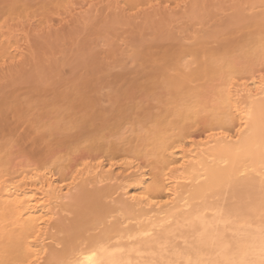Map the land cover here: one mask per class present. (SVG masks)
<instances>
[{"label": "bare ground", "instance_id": "bare-ground-1", "mask_svg": "<svg viewBox=\"0 0 264 264\" xmlns=\"http://www.w3.org/2000/svg\"><path fill=\"white\" fill-rule=\"evenodd\" d=\"M65 1L52 0L49 2L53 4L50 8H46L45 4L39 8L40 14H37L41 15L42 25L51 28L48 22L53 13L56 11L59 15L57 10L60 11V8L69 10L70 4L68 1L65 4ZM128 1L136 6L138 2L141 4V1H145L144 5L150 3L148 8H155L153 2L157 0ZM185 1L176 0V3L179 5ZM237 2L220 10L236 9L237 19L226 25V40L223 41L222 36L214 32L209 37L218 39L219 44L209 47L207 41H202L198 48L189 49L187 55L191 56L190 60L179 58L172 64L173 69L178 71L176 75L170 72V62L165 67L157 68V73L150 74L151 79L146 84L134 86L135 91L140 93L161 88L169 97V103L163 106L159 116L156 117L155 112L156 115L143 111L144 115L155 117L145 119V125L147 120L149 125L143 127L144 132L140 129L138 133L139 120L134 136L135 130L131 133L132 129H129L130 132H127L128 127L124 130L126 133L117 130L124 141L122 144L118 140L120 136L113 134L114 138L112 134L108 135L112 131L107 132L106 138L111 136L114 141L110 139L104 148V143L101 145L98 140L103 125L113 130L115 126L112 121L115 117H123L130 108L129 104L125 101L122 104L123 107L128 104L125 112L120 111L115 117L112 115L113 118L109 116L108 120L106 115L98 116L92 112L90 103L82 100L79 94L64 91L51 103L55 115L45 124L51 132V139L30 134L15 140L0 139V264H153L154 260L159 264H264V224L249 219L251 215L257 216L256 211H264V193L258 192L259 189L264 191V73H256V76L251 75L241 81L235 78L242 73L243 76L249 75L244 73H249L255 65L264 62V0ZM116 3L111 5L117 7L120 2ZM24 6L12 1L0 10V65L25 56L28 37L33 30L27 33L29 29L26 26L30 19L25 14ZM257 6L261 8L260 14L250 17L246 12L245 16L247 8ZM165 8L162 11L158 9V15L166 13L165 18L161 16L162 20H171V7ZM252 12L255 13L251 8ZM68 13L70 16L71 13ZM58 20L60 22L62 19ZM23 21L26 24L29 22L25 28ZM30 24L29 28L32 27ZM195 32L189 36L191 39L196 38ZM174 55L167 54L171 57L167 60ZM128 94L122 93L119 100H126ZM4 105L19 112L27 109L28 102L9 96L0 100V114L5 113L2 112ZM98 117L111 123L102 119L100 121L105 123L100 126V121H95ZM125 118L128 119V116ZM199 119L204 121L207 131H216L206 133L198 141L188 142L185 138L184 141L181 137L177 138L182 132L184 134V130L189 128V131L190 127L196 125ZM0 125L4 134L11 133L12 128L5 115L0 117ZM54 129L67 133L71 131L70 135L79 131L76 136L73 134L74 138L67 137L70 140L73 138L74 142L79 138L78 143L88 141V136H92L88 142L95 145L90 146L92 149L104 148L105 152L109 149L114 154L121 150L120 146L123 147L122 152L129 147L127 144L133 145L130 146L131 150L126 149L125 155L128 152H132L133 156L140 153L147 165L143 167L134 162L116 165L121 159L117 155L118 158L115 156L114 159H120L116 164L113 158L114 163L106 159L107 162L85 164L80 169L70 166L72 171L69 175L64 173L63 178L54 176L45 169L56 161V164L61 162L62 165L58 166L60 169L64 162L67 164L68 159L63 162V155H59V151L67 149L64 144L69 141L67 139L65 142L63 137L66 134L62 136L64 132L60 131L61 135H58V132L52 131ZM79 133L82 135L77 137ZM82 136L86 140L80 139ZM91 139H95V142ZM14 143L31 157L29 159L27 156L28 161L32 160L33 163L28 162L30 167H27V162V165L22 164L24 169L18 171V167L15 171L7 167L10 165L6 151L11 152L9 147ZM69 144L72 146L71 142ZM70 145L67 143L68 148ZM58 146H61V150ZM75 146L73 144L70 148L71 153ZM109 150L108 154L111 153ZM53 157L59 160L53 161ZM59 168L57 171L60 173ZM226 187L240 199L238 205L235 203L236 213L240 211L237 214L228 209L222 212L217 204L219 201H207L208 191L215 194L214 189L219 191ZM245 198L250 201H243ZM68 214L71 217L69 215L68 218ZM57 233L62 234L58 236ZM176 238L180 240L175 241Z\"/></svg>", "mask_w": 264, "mask_h": 264}, {"label": "rangeland", "instance_id": "rangeland-1", "mask_svg": "<svg viewBox=\"0 0 264 264\" xmlns=\"http://www.w3.org/2000/svg\"><path fill=\"white\" fill-rule=\"evenodd\" d=\"M12 1L18 2L23 6L24 4H26L27 8L25 6L24 8L27 11V13L29 12V15L31 17L30 18L29 15L25 12L26 16H28V18L30 19L29 22L31 23L30 24L29 22H27V24L29 23L32 27L29 28L28 26L29 24L27 25L25 23L26 21H28L27 18L25 22L23 21L25 24L22 26H24L25 28V26L27 25L26 27H28L29 30L24 29L23 27L21 28H23L25 31L28 30L27 33H29L30 30L31 31L33 30L32 31L33 33H31L30 36L28 37L29 38V40L27 41L28 48L25 50L26 52L24 53L25 56L10 61L7 60V62H4L3 64L0 65V100H4L9 96H16L22 102H28V105L26 110L19 112H17V110L13 107L11 108L7 105L3 106L2 112L4 111L5 113L0 114V117L5 115L6 121L10 123V126L12 128L11 130L12 134L11 133L4 134L2 132L1 129L2 127L0 125V139L12 138L15 140L16 138L18 139L25 134H30L32 136H36L39 138L43 137L46 140L51 139L52 137H50L49 135V133L51 132L48 131V128L45 127V124L51 121L53 116L55 115L54 111L51 109L52 108L51 103L60 92L71 91L79 94L82 100L89 102L92 108L91 110L92 112L94 111V113L97 114L98 116L106 115L105 117L108 118V120L110 119V117H112V115L113 117L118 115V112L120 111H122L123 113L124 110L125 112L126 110L125 107L128 106L129 104L128 106L130 107L129 110L127 109L126 112L124 113L125 114L124 116L125 117L128 116V119L125 118L124 116H123L124 120H122L123 117H119L121 120L115 117V119L116 120L118 119V121H116L115 119L112 121L114 122L113 126H115L113 130L109 129L110 127L108 128L109 129L108 130L107 128H105L106 126L103 125L106 121H108L107 119L104 120L102 117V119L105 122L104 121L101 122L100 120L102 119H100L99 117L97 118V120H95V121H100L99 122L100 126L103 123L102 128L104 129L103 130L101 129V132L99 134L97 133L99 137L97 135L96 136L99 138L98 140L99 143L101 142L100 143L101 145H103L102 143H104V145L106 144V146L103 145L104 148L108 146L109 141H111L110 139H113L111 142L114 141V138L119 134L118 132L126 133L124 130H127V127H128L127 132L129 131V129L130 130L132 129L131 133L135 130V132H133L135 134L133 135L130 134V135L132 136L136 135L138 131L137 129L138 127H136L135 125L136 123L138 124V122H139L138 125L140 126L138 133L141 131L144 132L143 127L145 128L147 125H149L148 120H147V125H145L146 124L144 123L146 121L145 119H149V118L151 119V117L152 119L155 118L150 114H154V115L157 114L156 117L159 116L163 111L164 108L163 106L169 103L168 100L169 97L167 93L161 88L149 90L145 93H140L135 91L134 86L138 84H146L151 79L150 74L157 73L158 72L156 71L157 68L165 67L169 65L170 62H171L170 72L176 75L178 71L177 69H173L172 64L174 62H176L179 58H181V60L183 61L190 60L191 56L187 55L188 50L191 48H198L200 46L199 45L200 42L202 41H207V45L209 47L217 46L220 41H218V39L216 38L209 37V35L214 32H218L222 36L221 38L223 39V41L226 40L228 38L227 37L228 35L225 34L227 23L230 21L231 22L235 21L237 19L235 7L229 8L224 11H220L224 7L228 8L231 5L233 6L234 4H236L235 2H237V0H229L230 2H228V0L227 1L186 0L185 2H180L179 5H177L176 0H169V1L157 0L153 2L155 8H150V7L148 8L147 6H149L150 3L148 4L146 3V5H144L145 3L143 2L145 1H141L142 2L141 4H143V6H141L139 2L138 4L136 2L135 4H137L138 6L137 7L136 5H134V3L130 4V1L128 0H113V1L112 0H104V1L103 0H66L65 4L67 1H68L67 3L70 4V5L67 4L69 6L70 11L67 8L64 9L60 8V11L57 10L58 13L60 12L59 15L55 11L56 13L54 12L52 15L54 19L51 17L53 19L52 20L49 17L50 20L52 21L49 20L48 22L51 23L50 26L52 27L46 28L45 25L43 24L44 25V29H43L42 27L43 25L40 21L41 15L40 16L38 15L40 14V11L38 13V10L39 8H42V6L44 7V4L45 6L47 5L46 8H50L53 4L49 2H51L52 0L51 1L50 0H0V10L1 8L11 3ZM56 1L57 0H53V2ZM116 1L120 2L118 3L117 7L113 5L114 3H116ZM164 1H168V2L164 3ZM241 1L243 0H239V2ZM106 2L109 3L107 4ZM111 3L113 4L111 5ZM153 3L151 4L153 5ZM110 6L112 7L113 10L110 8ZM163 6L164 8L165 6L166 7L168 6V8L165 9H169L171 7L169 10L171 13L173 12L172 13L173 15L171 13L169 14V17L172 16L171 20H168L167 18L165 20H162L163 17L165 18L164 15L166 14L165 12L167 10H165L164 15H160V14L158 15L159 13L158 9L164 10V8H162ZM73 8L75 10H73ZM251 8L252 10H254L255 13L253 12L250 13ZM247 9L249 10L246 11ZM247 9L245 10V16H246V12L247 15L249 13L250 17L252 15H255L256 13L260 14L261 12L260 7L258 8L250 7ZM255 9L256 10L258 9L257 12ZM169 11H167V13H169ZM68 12L71 13L70 15L71 19L70 16L68 15L69 14ZM58 18L62 20H60L59 22ZM248 18L249 16L247 17V20ZM19 22H22V20H20ZM42 22L44 21L42 20ZM1 23H2V18H0V24ZM194 30L196 31L195 32L196 38L191 39V37L189 36L193 34ZM171 53L175 55L173 56L172 59L167 60L168 58L171 57H168L166 55L167 54L171 55ZM263 64H261L260 62L259 64L255 65L250 70L249 73H244V75L245 74H249V75L243 76L242 73V74H238L240 75V77H238L237 75L235 78L238 79L240 78L239 81H241L242 78L245 80L251 75L256 76L259 73L263 74L264 73ZM7 65L9 66V68ZM1 66H2V71H1ZM125 92L129 93L128 97H126V100H124L125 98L119 100L121 99L120 98L121 94ZM125 101L128 104L127 105L124 104L125 107H123L122 104ZM143 111L146 113L149 112L150 113L148 114L149 116H146V113L144 115ZM112 112H117V113H112ZM142 113L145 117L142 115ZM134 119L136 120L133 125L134 127L132 126L133 127L132 128L130 125L133 124ZM140 120L143 121V124L142 121ZM108 123H111V121L110 122L108 121ZM95 124L97 125V123ZM150 125L152 126V123H150ZM194 126L195 128L192 129ZM194 126L190 127V130L192 129L191 131L187 130L189 128L184 130V134L182 132V135L177 136V138L181 137L183 141L186 139V141L188 142H190L191 140L198 141L202 139L206 133L212 131V129L207 131L206 124L204 123V121L200 119L196 122V125ZM119 127H121L122 129ZM72 128L70 130H72ZM213 128H215V126H213ZM52 131L56 133L58 132L57 134L61 135L59 133L61 130L54 129ZM73 131H75V129H73ZM215 131L216 130L213 129L212 132ZM70 132L71 131H69V133H67L66 131H61V133H63L62 136H64V134L67 135V136L65 135L66 137L65 136L63 137L65 138V142L68 139L69 140L67 141L68 145H70L69 143L71 142L72 146L73 144L75 146L79 142L78 141L79 138H77L78 139L77 140L75 137L76 140L75 139L74 140L75 142H77L75 144V142L73 141L74 133L70 135ZM78 132H76V134L74 135L76 136ZM107 132L108 133L110 132V134L108 135L112 134L111 136L113 137H114L113 134H115V137L111 138L110 136L109 138H106ZM51 135L53 136V134ZM80 135L82 134L79 133L77 137H80ZM122 135L124 136L126 134H122ZM127 135L129 134L127 133ZM68 136L69 137L72 136L73 138L70 140V138H67ZM91 137L88 136V141H87L82 136L80 139H84L86 141L82 140L83 141V142L81 141L82 143H78L77 147L75 146L76 149L79 147L81 148L78 149V151H76L74 147L73 148L74 150L72 149L73 151L72 153L70 152V148H72L71 145H70L71 147L68 148L67 143L64 144V146H66L65 148H67L65 150L63 148H62L63 150H61L60 147L62 145L60 147L58 146L60 148L59 150H61V152L59 151V155L61 154L63 155L64 158L63 162L65 159H68L66 161L69 162V166H68V162L67 164H65V162L64 163L62 162L63 163L62 167H64L63 168L64 171H63L62 167L61 169L58 167L60 166L61 162H58L59 164H56L57 163L56 161L54 163L57 166L53 163V165H47V168L50 170L48 169L45 170L49 172L51 171L50 173L54 174V176L57 175L59 177L61 176L60 178H63L65 177L66 174L69 175V172L72 171V167L80 169L85 164H94L97 163V161L98 162L110 161L114 163L112 160L114 159L115 156L117 157V155L118 157H121L122 160L120 158L119 159L122 162L120 161L118 162L119 159H117L118 158L117 157L114 159L115 164L116 162H118L119 164L117 163L116 165H120L123 162H132V163L134 162V164H139L143 167L147 165L145 158H143L140 153H138L137 155L138 158L137 156H133L134 154L132 152L131 153L128 152L129 154L125 155V153L127 152L126 149L130 148V146L132 147L133 145H129L126 143L129 147L124 149L126 151L123 150L122 152L121 150L123 147L120 146L119 148H121V150H119L117 146L116 148L119 151L116 154L112 153L111 152L112 150L110 151L108 147L107 149L109 150V153L111 152L110 154H112L110 155L107 153L108 150L107 152L103 151L104 148H102L101 150L96 146L98 148V149L96 148L97 150L92 149V147H90L92 144L90 145L88 143L90 140L89 138ZM105 138L107 139V141ZM120 138L121 136L118 138V140H121ZM94 140L91 139V141ZM104 140L106 143L104 142ZM115 141L117 142V140ZM116 142H114V144ZM121 142L122 140L120 141V143ZM120 143L117 142L118 145ZM187 143H185L186 147L188 145ZM127 145L125 146L127 147ZM92 146L94 147L95 145ZM82 147H84L85 149ZM9 148L12 151L11 152L6 151V159L10 165V166L7 165V167L9 169L14 168V171L17 167H18L16 169L17 171L24 169V166L22 164H26V162L28 164V162L30 161V160L28 161V158L31 159V157L28 156L26 150L25 151L20 150L15 143L12 144V146ZM91 149L93 150L92 152L90 151ZM129 150H131V148ZM118 153L119 154L122 153V155H119ZM55 154L58 153L56 152ZM66 154L67 155L70 154L69 157ZM123 155H125V157H122ZM92 156L95 159H93ZM126 157L127 158L129 157L128 158L129 160H127ZM123 158H125L126 160H124ZM56 159L59 160V158H54L53 161H55ZM90 161H92L93 163H91ZM31 162L32 160L29 163ZM66 165L68 166L67 168ZM28 166L29 164L27 165V167ZM69 167L71 168V170ZM58 168L63 174L57 171ZM66 170L68 171V173ZM127 183L129 185L128 187H130V183L129 182ZM214 190L216 195L213 192L208 191L207 195L209 197H207V201L209 200L210 202L213 203L214 201L215 203L219 201L220 203L218 202L217 204L221 206L223 210L222 212L224 211L226 212L227 209H228L227 211L230 210V212L232 213L235 211L234 214L240 212L239 210H237L236 213V204L238 205L239 202L238 200L240 199L237 198L236 196H233L229 187L228 189L227 187L223 188V190L219 189V191L218 189L217 190L214 189ZM258 192L262 194L264 193V191L261 189H259ZM248 199L249 198H245L243 199V201L247 202ZM229 203H232V205ZM190 206L188 208H190ZM258 211L260 212L257 211L255 212L257 216L251 215L249 216L251 217L249 219L251 222L252 221L254 223L257 222L258 224L261 225L264 224V211L263 209L262 211L261 210ZM69 215L70 214H68V218ZM252 217H254L253 218L254 220L252 219ZM89 233H92V231H90ZM61 234L58 235L57 233L58 236H60ZM177 240L180 239L176 238L175 241ZM158 262L159 261L156 262L154 260L153 264H159Z\"/></svg>", "mask_w": 264, "mask_h": 264}, {"label": "snow or ice", "instance_id": "snow-or-ice-1", "mask_svg": "<svg viewBox=\"0 0 264 264\" xmlns=\"http://www.w3.org/2000/svg\"><path fill=\"white\" fill-rule=\"evenodd\" d=\"M210 135H212V133H210Z\"/></svg>", "mask_w": 264, "mask_h": 264}]
</instances>
